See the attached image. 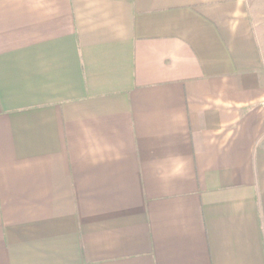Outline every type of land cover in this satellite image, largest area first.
<instances>
[{
	"label": "crops",
	"instance_id": "0c3cea01",
	"mask_svg": "<svg viewBox=\"0 0 264 264\" xmlns=\"http://www.w3.org/2000/svg\"><path fill=\"white\" fill-rule=\"evenodd\" d=\"M0 264H264V0H0Z\"/></svg>",
	"mask_w": 264,
	"mask_h": 264
}]
</instances>
